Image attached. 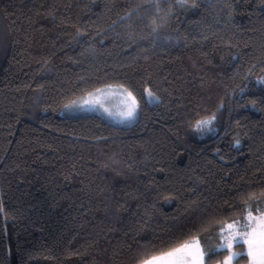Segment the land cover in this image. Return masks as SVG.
Returning a JSON list of instances; mask_svg holds the SVG:
<instances>
[{
    "label": "trees",
    "instance_id": "1",
    "mask_svg": "<svg viewBox=\"0 0 264 264\" xmlns=\"http://www.w3.org/2000/svg\"><path fill=\"white\" fill-rule=\"evenodd\" d=\"M108 85L134 123L59 113ZM249 210L264 212V0H0V264H141L193 238L216 264Z\"/></svg>",
    "mask_w": 264,
    "mask_h": 264
},
{
    "label": "snow or ice",
    "instance_id": "2",
    "mask_svg": "<svg viewBox=\"0 0 264 264\" xmlns=\"http://www.w3.org/2000/svg\"><path fill=\"white\" fill-rule=\"evenodd\" d=\"M131 97V93L128 94ZM148 96L155 99L153 93L149 90ZM132 98V104L127 111L121 113L123 119L131 120L135 116L136 103ZM201 124H208L209 121H202ZM250 208V206H248ZM237 225L241 230L229 232L225 237L223 233L226 229H234ZM221 239L225 241L218 247L220 250L230 249L233 243L247 245L246 253L234 252L226 261L231 264L233 259L246 255L250 258V264H264V212L259 217H253L251 211L248 212V218L240 224L239 221L225 225L221 229ZM195 249V251H193ZM161 258L167 259V264H204V252L200 251V242L198 238H193L191 242H184L168 252L162 253ZM155 259V258H153ZM151 264V261L148 262Z\"/></svg>",
    "mask_w": 264,
    "mask_h": 264
},
{
    "label": "rangeland",
    "instance_id": "3",
    "mask_svg": "<svg viewBox=\"0 0 264 264\" xmlns=\"http://www.w3.org/2000/svg\"><path fill=\"white\" fill-rule=\"evenodd\" d=\"M128 94H129L128 91L121 86H118V85L104 86L90 93H87L86 95L81 96L76 100L71 101L70 103L66 104L60 110L59 113L63 115L96 113L102 116L105 120H107L108 122L112 124L122 125V126L130 125L134 123L138 118V108L136 104V111H135V116L133 119L126 120L122 118L121 113L127 111L128 107H130L132 104V98ZM147 99L149 101L154 100V99L149 98V96H147ZM209 123L208 124L200 123L199 125L200 130H203V129L208 130ZM251 215L253 217H259L261 213L260 214L251 213ZM247 218H248V213H246L243 221H239L240 224H243L247 220ZM233 222L234 221L225 223L224 226L227 224L233 223ZM239 230L241 229L239 228V225H237L234 229H226L223 235L226 237L229 232H234V231H239ZM224 242L225 241L221 239V230H220L218 246ZM218 246L217 248L219 249ZM228 250H229V253L227 254V256L221 262L216 263V264H226L228 257L232 255V253L236 252L235 250L232 249V247ZM193 251H195V249H193ZM200 251H202L201 246H200ZM244 252L245 253L247 252V245L244 246ZM154 258L155 259L153 261H156L157 262L156 264H167V259L161 258V254ZM249 262H250V258H249Z\"/></svg>",
    "mask_w": 264,
    "mask_h": 264
},
{
    "label": "crops",
    "instance_id": "4",
    "mask_svg": "<svg viewBox=\"0 0 264 264\" xmlns=\"http://www.w3.org/2000/svg\"><path fill=\"white\" fill-rule=\"evenodd\" d=\"M158 256V255H157ZM154 257H156V256H153V257H151V258H149V259H147V260H145L143 263H141V264H148V262L149 261H151V264H156L157 262L156 261H153L154 259H152V258H154ZM221 262V261H220ZM219 263V262H218ZM250 262H249V260H248V262L246 263V264H249Z\"/></svg>",
    "mask_w": 264,
    "mask_h": 264
}]
</instances>
